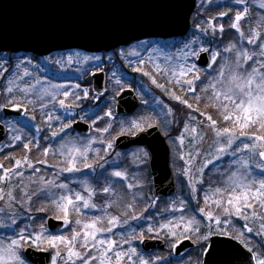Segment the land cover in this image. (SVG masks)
<instances>
[{
  "label": "rangeland",
  "instance_id": "obj_1",
  "mask_svg": "<svg viewBox=\"0 0 264 264\" xmlns=\"http://www.w3.org/2000/svg\"><path fill=\"white\" fill-rule=\"evenodd\" d=\"M210 3H212V0H198L197 6H202L204 8ZM246 3V0H243V3L238 5L243 6L244 9L247 7ZM250 3L254 9H259V11L256 9V15L258 24L262 27L264 25V9H261L259 5L264 3V0H250ZM233 4H237L236 0ZM202 7L201 10H203ZM242 14L244 15L242 20H244L248 15V9L247 13ZM241 21L239 22V25L241 24ZM212 25L213 23H210L208 26H205V28H203L205 31H202L200 26L193 29L194 31L191 29L190 38L186 43L195 41L193 47L197 49L204 47L209 49V51H217L212 50V44L209 40L211 39L210 34H212ZM248 38H250V36H244L242 38L243 42L246 41L247 43ZM258 43L259 41H256L253 44L247 43L248 46L245 48L241 43L236 44L231 42L225 46L223 45V49L230 44H235L237 48L242 47L251 53L255 50V46ZM138 44L139 42L134 43L133 46L124 50L126 54V58H123V60H125V66L128 64L131 68L128 75L124 74L114 62L115 59L121 58L120 52L117 53L115 57H112L113 63L109 65V83H106L107 93L104 97L98 96L93 92V87H91L92 79L90 77H87L86 87L84 88L82 85H79L77 81L55 83L44 79L43 76L39 74H41V72L50 71V66L55 65L57 70L52 73L57 74L59 77L73 78L82 73L87 76L90 70H98L101 66H106L107 62L110 63L108 57H105L104 60L97 61L94 59V57L97 56L81 55L78 59L73 57L72 63L62 66L61 63L56 64L53 62L56 59L35 62L32 57H29V55H0V121H3L8 129L7 142L0 146V153L6 147L14 146L27 138H35V140H39L42 136L44 138V135L45 139L49 137L51 142L61 138L57 142L56 147L50 146V148L47 149V152H51V155L56 153L61 155L62 150L67 152L73 145L80 148L82 151L85 146H88L90 149L87 153L88 159L93 155L97 156L104 152L107 155V160H104V163L100 168L97 167L82 171H89L88 173L92 174L97 170L107 169V175L112 180L111 187L115 191V195H107L106 203L103 202L101 205L97 204L95 195L92 198V202L97 205L96 208H81L80 213L70 209V215L76 214V217H69L73 223L66 224L69 229L67 230L68 233L65 235H51L47 231L44 223L45 221L43 220L45 214H47L45 211L49 210L50 213L53 214V217H60L61 214L56 208L55 201H57L61 195L69 194V190L71 193L79 192L83 194L85 198H88V193L85 189L89 185L93 187V184L87 177H85V173L82 171L71 173L69 174V180L63 182L59 177L58 180L53 175H50L47 179L39 177L37 171L32 175L33 173L30 174L28 172L29 169H24L22 164H20L18 169L15 164L14 168H12L13 172L9 173L11 178L8 181H5L4 173L7 171L2 169L0 171V188L4 190L5 194L11 191L12 194L16 196L17 203L14 207L9 208L7 198L5 200H0V209H3V211H0V224L10 225L0 226V256L4 255L2 249L7 248L12 240L18 239L19 234L23 231L25 235L32 233L33 236L42 233V240L44 241L45 248L51 251L53 257L56 255V251L47 245V237L64 236L71 239L74 233H83V225L90 223L97 217L102 218L104 221V223L98 225V227L111 230H106L97 234L96 250L87 252L81 247V240L79 238L73 241L74 247L72 249L81 254L98 257V259L92 260V264H101V260H110L112 264H116L115 252L117 251L125 254L121 257L122 264H140L142 260H148L149 264H201L200 259L193 251L189 252L183 258H177L172 254L173 244L184 239V222L181 221L182 216L185 221L192 217H195V219L199 221V233L189 232L187 235H191V240L194 243L198 242L200 246L204 242L202 239H198V237L200 234L207 233L209 227L213 230L219 229L220 231L227 232L232 230L237 232L234 226V218L241 220L243 225L247 224L248 227H251L253 231L250 232V234L254 235V237L256 236L259 239L264 237V232H262L261 235H257V232L261 230V225L264 224V219H262V217H264V209L260 208L259 202L255 199H252V203L256 215L252 214L253 209L244 208V211L240 216L235 215L234 210L232 215L226 216L223 211L224 207H228L226 203L220 207H217L212 203V199H218V196H213L207 204L205 203V193L211 195L213 189L223 187V182L228 179V176L237 171L238 164L236 161L238 156L246 157L247 153H238L237 156H233L231 154V149H229L227 154L221 155V158L217 160L214 155L216 150L214 141L216 140V137L213 129L210 127V122L206 120L205 115H201L199 111L194 110L193 108L189 109L185 105L180 104L177 100L171 98V94L176 95L173 86L178 87L183 94H195L188 92L187 83L184 82L190 77L182 78L174 74L179 72L181 65L187 67L195 63V58L187 57L181 59L180 50L184 49L185 44L182 43L181 38L168 41H149V46L147 48L140 47ZM157 47L162 51L153 50ZM133 50L138 52L139 55H130L129 53ZM184 51L190 52L191 48L184 49ZM220 52L221 57L219 58L218 63L225 57H232L235 49H233V53H225L223 50H220ZM165 56L170 57V59L166 60ZM85 57H89V59L85 61ZM29 60H31V64L27 63ZM37 65L39 67H36ZM157 66H159V68ZM61 67H63V69H61ZM215 67L216 65L211 64L207 69L198 67L200 70V80H198L195 85L196 91L198 87L201 90V94L207 95L208 98L212 99L213 104V89L209 85L213 83L215 75L213 69ZM3 69H7V71H4ZM136 69L140 70L137 71ZM25 70L28 71L29 75H24ZM145 73H148V75H145ZM153 80H155L156 83H153ZM176 80H181V82L176 83ZM117 81H119V83H117ZM127 82L135 87L138 96L143 100V105L140 106L139 110L133 117L128 119L117 118L114 111V98L117 92L127 85ZM172 84L173 86H171ZM77 85H79V88ZM118 85L121 88H117ZM158 85H164V88L158 87ZM8 88H12L11 93L7 91ZM204 88H207V91H204ZM25 89H27V91H24ZM165 89H167V91H165ZM85 91L88 93L87 96L84 95ZM64 92H68L70 95L65 97L63 95ZM92 92L93 94H91ZM70 99L75 101L76 104L78 103L79 106H72L73 103L69 104ZM11 101H15V103H11ZM61 101H63L67 107H61ZM12 105L25 107L27 109L25 117L20 120L2 119V108ZM100 108L104 109L106 114L109 111L112 113L111 117L106 116L109 119V123L102 126L108 128V132H104L103 130L100 131L99 128L96 127L99 124V118L94 116L97 111H100ZM168 109H172V115L167 114ZM38 116H40V121L37 120ZM49 117H51V119H49ZM77 117L90 121L92 131L89 135L81 136L78 134H72L70 132V127H63L71 125L72 121ZM142 118L150 119L153 125L160 123V129L163 135L166 136L168 145L171 149V168L174 177H177L176 182L179 188V194L170 198L168 203L161 204L159 208L160 214H155V218L148 216H130L128 218L118 217V224H108L107 220L114 216L111 214L107 205L110 203L113 207L124 202L127 203L130 200L129 194H132L129 191L130 189L127 188V185L130 183L135 185V177H139L140 187L146 190L147 169L145 165H147V159L145 160L143 158V149L134 148L124 154L123 152L114 151V146L112 149L107 148L108 142L113 143L114 137H111L112 133H119L118 135L134 134L138 132V130H135L132 127L133 122L143 123ZM221 120L222 122L219 123V126H227L222 117ZM115 127L117 130L114 131ZM185 127L188 128L187 132L184 131ZM245 131L249 137L264 135V129H259L257 127H251L245 129ZM54 133L56 135H53ZM17 135L22 137L21 141L13 139V137ZM181 136L184 138L183 144L180 143L179 138ZM242 139L245 143H259L258 141H251L248 138ZM101 141H104V143H101ZM62 145L65 146L63 149L61 148ZM63 157L64 159L66 158L65 156ZM208 159H211L213 162L208 164L207 167H203ZM258 160L259 157H256L250 161V174L257 180L264 178L261 169L256 167ZM127 161L128 163L131 161V170L135 173L137 172L134 176L129 174L126 168L121 164L122 162L125 163ZM201 168L203 169L202 172L199 171ZM26 171L28 173H25ZM113 171L124 172L127 179L112 177L111 173ZM201 179L203 180V183L200 182ZM84 180L88 181L87 185L83 183ZM119 180L123 181L122 187L119 182H117ZM46 181H55L56 184H67L68 188L61 189L54 187L48 185ZM116 182L118 184L116 186L117 188L114 186V183ZM204 183L209 185L204 186ZM193 186L196 191H193ZM142 190L141 192H143ZM34 192L36 193L35 195H33ZM24 193L29 194L31 204L32 202H35L38 203V207L39 204L42 206L38 212V216L32 218L31 222L35 223V225L23 222V220L28 222V219H26L25 216L28 217V214H30L29 206L31 205L24 197ZM96 193L103 194L100 189L96 190ZM41 194L43 195V199L40 198ZM34 197L35 200H33ZM20 205L23 211L24 208L26 210L23 215L22 213L17 212ZM155 206L156 205H154V207ZM173 207L176 208L175 211L172 210ZM181 207L184 208L183 212L179 210ZM201 208L204 209L205 213H212L213 219L211 221L208 220L204 213L199 211ZM12 213L15 214V224L12 223ZM244 217H247V219ZM217 218L221 220V225L219 226L215 222ZM77 219L81 221L80 225L75 224ZM169 222H171L173 227L161 230V226L169 224ZM176 224H180V227H175ZM196 226L197 225H193V227ZM149 229H151V231H149ZM169 231L177 232L178 239L173 240V238L168 235ZM245 231L248 232L246 228ZM214 232L217 233V231H212V233ZM141 233H143L144 238L151 235L155 238L165 240L167 242V250L161 253L155 252L150 255L143 253L139 244L140 239H138ZM101 239L106 241L114 240L116 241V245L105 253L104 249L108 246L107 244L100 245L98 241ZM170 241L172 242L170 243ZM57 248L61 253L60 257H57V264H81V261L76 257L68 259L67 254L69 249L66 244H60L58 242ZM89 248H91V244H89ZM132 248H135V254L131 252ZM161 257L164 259L159 260L158 258Z\"/></svg>",
  "mask_w": 264,
  "mask_h": 264
},
{
  "label": "snow or ice",
  "instance_id": "obj_2",
  "mask_svg": "<svg viewBox=\"0 0 264 264\" xmlns=\"http://www.w3.org/2000/svg\"><path fill=\"white\" fill-rule=\"evenodd\" d=\"M237 4L243 3V0H236ZM261 9H264V3L259 5ZM243 13H247V7L244 8ZM221 15H227V13H221ZM244 18L242 13H237L235 15V22L231 25L238 33H240L241 38L244 37V33L240 28L239 22ZM177 22H179L177 20ZM205 31L204 29H201ZM213 31L215 28L213 27ZM219 31L223 33L224 27L220 25ZM251 31V30H250ZM259 41L256 45V49L251 53L244 48H237L235 44H230L225 47L223 51L225 53H233V49L235 52L232 57H225L222 61L218 63L219 58L221 57L220 51H209V49L200 47L195 48L193 44L195 41L184 44V49L191 48L190 52L184 51V49L180 50L181 59L192 57L195 59H199L201 53H207L208 59L207 64L216 65L213 69L215 73L213 78V83L209 86L213 89V100L214 106L220 112V116L227 126L220 127L219 122L214 120L212 115L201 113V115H205L207 121L210 122V127L213 129L216 140L214 141L215 146V158L219 160L221 155L227 154L229 149H231V154L233 156H237L238 153H247V156H238L236 163L238 164V168L236 172L231 173L228 176V179L223 182V187H217L211 191V195L209 193H205V203L212 199L213 196H218V199H212V203L217 207H220L223 204H227L228 207H224L223 211L226 216L232 215L233 210L234 214L240 216L244 208L253 209V215H256L254 210V205L252 203V199H255L259 202V206L261 209H264V178L257 180L253 178L250 174L251 163L253 159L259 157L258 162L256 163V167L261 169L262 174H264V135L259 136H248L245 129L251 127H257L259 129H264V38H261L259 32H254L250 38L247 39L248 44H253L254 42ZM138 46L147 48L149 46V41H139ZM154 51H162L161 49L154 48ZM130 55H139L138 52L133 50L129 53ZM79 55V54H76ZM120 57L126 58V54L124 50H121ZM85 61L89 59V57L84 58ZM95 60L100 61L103 57L97 56L94 57ZM166 60H169L170 57L165 56ZM109 62L112 61V56L108 57ZM72 63L73 56H67L66 60L63 57L57 58L53 62L56 64H60L61 62ZM27 63L31 64V60L27 61ZM19 67V65H18ZM36 67H39L38 65ZM159 68V66H157ZM7 71V69H3ZM139 71L140 69H136ZM182 78H187V90L188 92L195 93L196 92V82L200 80V70L196 66L195 63L190 66H180V70L178 73H174ZM24 75H29L28 71L25 70ZM115 75V74H113ZM148 75V73H145ZM181 80H176V83H180ZM119 83V81H117ZM153 83H156L153 80ZM219 86V87H218ZM79 88V85H77ZM158 87L164 88V85H158ZM207 91V88L203 89ZM7 91L9 93L12 92V88H8ZM24 91H27L25 89ZM167 91V89H165ZM65 97L69 96L68 92H64ZM84 95L87 96V91L84 92ZM171 98L177 100L180 104L185 105L187 108L192 109L193 105L189 104L186 99L181 98L180 96H176L175 94H171ZM11 103H15V101H11ZM61 107H67L63 101L60 102ZM16 110H20L19 106H17ZM197 111L199 109H196ZM26 111V110H25ZM168 115H172V109H168ZM107 116L111 117L112 113L109 111ZM51 119V117H49ZM143 123L133 122L132 127L138 131H144L146 127H152L153 124L150 119L142 118ZM167 123V121H166ZM160 127L159 124L155 125ZM63 127H70V125H66ZM110 127V125H109ZM108 128H104V132H108ZM99 131V130H98ZM185 132L188 131V128L185 127ZM53 135H56L55 133ZM242 138H248L251 141H258V144L255 143H245ZM14 140L21 141V136H14ZM180 143L183 144L184 138L181 136ZM104 143V141H101ZM235 145V147H234ZM22 147L28 149V144H22ZM65 146L62 145L63 149ZM107 148L112 149L113 143L108 142ZM89 147L85 146L82 151L80 148L75 145L72 148L65 152L61 151V155L65 156L66 159L63 161L64 167L60 169L61 172H69L75 173L80 172L82 170L81 166L84 169H93V165L89 162L88 159V151ZM30 151V149H29ZM47 154V150L45 152ZM143 158L146 160L149 157L148 151H143ZM198 155V153H197ZM28 163L27 160L24 161ZM213 161L208 159L207 162L203 165V167H207L208 164H211ZM20 161H16V168L20 167ZM3 168V165H0V169ZM202 168L199 169L202 172ZM13 169H8L7 172L4 173L5 181H8L11 177L9 173H12ZM112 177L127 179V176L122 171H113L111 173ZM103 180L105 184L101 187L100 191L105 195H115L114 189L111 187L112 180L108 175L103 176ZM203 183V180L200 181ZM48 185H52L54 187H58L61 189H67V184H56L55 181H46ZM83 183L88 184L87 180H84ZM133 184H128L127 188H133ZM85 191L88 193V198L79 192L71 193L69 190V194L61 195L57 201H55L56 208L59 210L60 218L64 220L65 224L73 223L72 220L69 219L70 209L75 210L77 213H80V209H89L96 208L97 205L92 202V198L97 194L96 189L91 187L90 185L86 187ZM193 191H196L193 186ZM36 193L34 192L33 195ZM24 197L28 200V203L31 204V198L28 193H24ZM7 198L9 208L14 207L17 203V198L12 194L11 191L8 193H4V190L0 188V200H5ZM183 203V202H181ZM109 208L112 207V204L107 205ZM130 206V205H129ZM176 210L175 207L172 209ZM181 212L184 211V208L179 209ZM3 211V209H0ZM201 213H204L208 220L211 221L213 219V215L211 212L205 213L204 209H199ZM247 219V217H244ZM264 219V217H262ZM181 221L184 222V238L191 239V235H187L189 232L199 233V221L192 217L187 221L184 220V217H181ZM216 224L221 225V220L219 218L216 219ZM12 223L15 224V214L12 213ZM104 221L102 218L97 217L92 220L90 223H86L83 225V233L76 232L74 233L71 239H68L64 236H50L47 237V245L50 246L53 250L56 251V255L51 258V264H57V257H60L61 253L57 248V243L66 244L68 247V259L72 257H76L81 261V264H92V260L98 259L96 256H88L87 254H81L80 252L73 251V241L78 238L81 240V247H83L87 252H91L92 250H96L97 244V234L103 231H110L111 229H104L102 227H98V225L103 224ZM108 224L116 225L119 223L118 217H110L107 220ZM75 224L80 225L81 221L76 220ZM193 225H197L193 227ZM0 226H10V225H2ZM173 227L171 222L166 225L161 226V230L165 228ZM175 227H180V224H176ZM247 231L250 233L253 231L251 227H248L247 224L244 225ZM151 231V229H149ZM212 231H217L218 235L228 236L227 231H220L219 229L213 230L209 227V231L207 233L200 234L198 239H202L204 241L202 245V249L207 250L206 252L202 251V255H207L211 258V255L216 252V247L214 245L217 244L216 241H211V233ZM264 232V224L261 225V230L257 232V235H261ZM168 235H170L173 240L178 239V234L175 231H169ZM242 235V234H241ZM231 239H237V237H229ZM141 241L144 239L143 233L138 237ZM172 241H170L171 243ZM243 243V241H241ZM98 243L100 245L107 244V248L104 249V252L107 253L108 250L112 249L116 245V241L110 240H99ZM27 244L30 248H35L37 251H45V244L42 240V233L33 236L32 233L25 235L22 231L19 234V238L12 240L7 248H3L2 251L4 255L0 256V264H31L30 258L24 254V246ZM89 244H91V248H89ZM173 246H178L177 244H173ZM244 247L247 248L249 253H254V249L248 244H244ZM133 254L136 253L135 248L131 249ZM125 254L123 252H115L116 264H122L121 257ZM159 260H163L164 258H158ZM255 260V264H264V258H261V255L254 254L249 257V264H251L252 260ZM101 264H112L110 260H101ZM140 264H149L148 260H142ZM209 264H211V259L209 260ZM221 264H227L226 261H222Z\"/></svg>",
  "mask_w": 264,
  "mask_h": 264
},
{
  "label": "water",
  "instance_id": "obj_3",
  "mask_svg": "<svg viewBox=\"0 0 264 264\" xmlns=\"http://www.w3.org/2000/svg\"><path fill=\"white\" fill-rule=\"evenodd\" d=\"M197 0H0V53L25 52L39 56L56 50L81 49L89 52L109 51L133 41L148 38L169 39L185 36L191 28V17ZM177 20L179 22H177ZM190 38H181L186 43ZM157 40V39H156ZM145 41H153L145 40ZM2 55V54H1ZM24 56V55H23ZM207 53H201L196 63L208 67ZM94 90L106 94L103 74L94 76ZM140 105L133 90L122 91L117 96L115 111L120 116L131 115ZM3 109L4 117L20 118L26 109L19 106ZM72 128L80 134H89L91 126L76 121ZM7 129L0 124V145L5 141ZM143 146L150 156L149 167L154 194L170 196L175 192V182L169 165V147L158 127H150L133 135H119L114 139L117 150ZM47 228L58 233L65 228L62 220L49 217ZM216 252L205 255L204 264H249L251 254L242 250L241 262L230 258L235 254L229 249L232 240L213 236ZM173 246L175 257L183 256L194 247L190 239H183ZM142 249L151 253L166 249L162 239L144 238ZM24 254L31 264H49L50 252L27 247ZM251 264H255L254 260Z\"/></svg>",
  "mask_w": 264,
  "mask_h": 264
},
{
  "label": "trees",
  "instance_id": "obj_4",
  "mask_svg": "<svg viewBox=\"0 0 264 264\" xmlns=\"http://www.w3.org/2000/svg\"><path fill=\"white\" fill-rule=\"evenodd\" d=\"M220 1V2H219ZM235 0H212V3H210L209 5H207V7H202L203 10H201V7H198L195 9V12L193 13L192 16V26L191 29H196V27L200 26L202 29L205 28V26H208L210 23H213L212 27L215 28V31H213L212 29V34H210V42L212 44V50H223V47L228 44V43H236L239 44L241 43L245 48L248 46L246 41L243 42V39L241 38V36H239V33L231 27V25L235 22V15L239 12V13H243V6L238 5V4H233ZM246 5H247V9H248V15L247 17L241 21V30L243 31V33L245 34V37H251L252 34L254 32H259L261 38H263L264 36V25L262 27L259 26L258 24V20H257V11L256 9L258 8H253V6L250 3V0H246ZM259 11V9H258ZM221 13H227V15H221ZM220 25H223L224 27V31L223 33H221L219 31L220 29ZM251 30V31H250ZM194 31V30H193ZM243 42V43H242ZM224 45V46H223ZM255 50L256 46H255ZM170 86V84H169ZM173 86V84L171 85ZM173 89L175 90L176 95L181 96L182 98L186 99L188 101L189 104L193 105V109H199V113H205V114H209L212 115L214 120H217L219 123L222 122L221 120V116H220V112L218 111V109L214 106L213 101L211 98H208L207 95H203L201 94V90L197 87V91L195 92L194 95H186L185 93L183 94L180 89L178 87H174ZM198 92V95H197ZM72 104V106L74 105H78V103L76 104L75 101H69V104ZM79 106V105H78ZM100 111H97V113H95L94 117L99 118V124L98 126H96L97 128H99V130H103L106 124L109 123V119L108 117H106V111L104 109H99ZM215 114V115H214ZM99 116V117H98ZM40 116L37 117V120L40 121ZM127 119V118H125ZM160 124V123H159ZM113 127V126H112ZM117 130L116 127L114 128V131ZM113 131V132H114ZM72 132V131H70ZM119 134V133H118ZM115 133H112L111 137H115L116 135H118ZM61 139V138H60ZM60 139H56L54 142H51L49 140V137L45 139V135L44 138L43 136L40 137L39 140H35V138H31V139H25L22 142L14 145V146H10V147H6L1 153H0V165H3L2 169H12L14 168V165L16 164V161H20L23 166L24 169L28 170L29 169V173L34 175L35 171H37V174L39 175V177H44V178H49L50 175H53L56 179L66 182V180H69V172H61L60 169L63 168L65 165L63 163V161L66 159H64L63 156H61L60 154L56 153L51 155V152L47 154H45L46 150L50 148V146H54L56 147L57 142ZM7 142V141H6ZM50 142V143H49ZM54 143V145H53ZM22 144H28V149L22 147ZM30 149V151H29ZM54 151V150H51ZM116 151V150H114ZM124 154L127 153V151L123 152ZM27 160L28 163H25L24 161ZM104 160H107V155L106 153L102 152L100 155H93L91 157H89V162L93 165V168H97L104 163ZM123 167L126 168V170L128 171L129 174H132L133 176L137 173L133 172L131 170V161L128 163L127 162H122L121 163ZM147 185H146V190L140 187V179L139 177H135V185L131 191V189L129 190L132 194H129V201L127 203H121L118 206H113L111 208H109L111 214L114 217H123V218H128L130 216H138V217H153L155 218V214H160L159 213V208L160 205L163 203H168V199H160V200H156L154 194H153V190H152V185H151V179H150V174L147 168ZM82 170H85L82 166H81ZM81 170V171H82ZM140 171V168H139ZM27 171L25 173H28ZM83 173H85V177H87L90 182L93 184L92 186L96 189L99 190L101 189V187L105 184V181L103 180V176L107 175L108 170L107 169H103V170H97L95 173H88L85 171H82ZM63 176V177H62ZM84 176V175H83ZM82 176V177H83ZM93 176V177H92ZM59 177V178H58ZM119 182L120 186L122 187L123 181H117ZM114 183V186L116 187L118 184ZM119 186V187H120ZM120 187V188H121ZM117 188V187H116ZM140 188V189H139ZM143 189V190H142ZM141 190L143 192H141ZM42 194L40 195V198H42ZM35 200V197L34 199ZM95 200L97 202V204L101 205L103 202L106 203L107 197L104 196L103 194H99L97 193L95 196ZM40 203V202H39ZM130 205V206H129ZM154 205H156L154 207ZM20 208H18L17 212L25 214L26 210L24 208V211L21 207V205L19 206ZM42 206L38 207V203L32 202V204L29 206V211L30 214H28L29 217H35L38 216V212L40 211ZM47 209V208H45ZM47 214H45V216H52L53 214L50 213L49 210L45 211ZM142 214V216H141ZM111 215V216H112ZM155 215V216H154ZM44 216V217H45ZM57 218H60L58 216H55ZM69 217H76V214H71L69 215ZM61 219V218H60ZM23 222H25L27 224V221L23 220ZM34 224L35 223H31ZM36 227V226H35ZM67 230H69L68 228H66L64 230L63 235L67 234ZM147 237H154V236H147Z\"/></svg>",
  "mask_w": 264,
  "mask_h": 264
},
{
  "label": "flooded vegetation",
  "instance_id": "obj_5",
  "mask_svg": "<svg viewBox=\"0 0 264 264\" xmlns=\"http://www.w3.org/2000/svg\"><path fill=\"white\" fill-rule=\"evenodd\" d=\"M134 43H136V42H134ZM134 43H131V44L127 45V46L119 47L116 50H113V51H110V52L88 53V52L81 51V50H67V51H56V52H52L51 54H49L47 56H44V57H39L37 55H30L29 57H32V59L35 60V62H42L43 60H47V59L49 61H51L53 59H57V58H60V57H63L66 60L67 56H69V55H72L76 59H78L79 56L81 57V55L82 56H84V55H88V56H101V57H103L102 60H104L105 57H109V56L115 57L117 53L121 52V50H126L127 48L133 46ZM76 54H79V55H76ZM18 55L27 56L28 54L21 53V54H18ZM124 61L125 60H123L122 58H120V59L117 58V59L114 60L116 66H118L124 74L128 75V73L130 72V69L131 68H130V65H128V64L125 66V62ZM76 63H77V61H76ZM112 63H113V61H111L110 63L107 62V65L106 66L103 65L98 70L97 69L90 70L87 76L84 73H82V74H80V75H78L76 77H73V78L72 77L71 78L59 77V76H57V74L52 73V72H56L55 70H57L56 67H55V65H51L50 66V71H48V72H41V74H39V75H42L44 79L50 80V81L55 82V83H57V82L67 83L68 81L69 82L77 81L79 83V85H82L85 88L86 87V79H87V77H90L91 78L92 77V74H94V73L103 72L104 75H105L106 83H109V80H108V78H109V72H110L109 65L112 64ZM61 64H62V66L68 65V63H65L63 61L61 62ZM61 69H63V67H61ZM92 84H93V81L91 80V87H92ZM126 84L127 85L125 87H123V88H121L119 85L117 86V88H121V89L117 92L116 96L123 89H129V88L130 89H133L134 88V90L136 91L135 87L133 85H131L129 82H127ZM93 92L91 94H93ZM75 120H77V119H75ZM75 120H73V121H75ZM1 170L2 169H0V171ZM4 170H6V169H4ZM6 171H8V170H6ZM234 220H235L234 226H235V230L237 232H234L232 230H229L228 237H237V239H234V240H236L241 246L244 247V244L245 243L248 244V246H250V247H252L254 249L253 255L254 254L261 255V258H264V237L262 239H259L256 236L254 237V235H251L250 233H248V232L245 231V227H244V225H243V223H242L241 220H239L237 218H234ZM215 234H217V233L216 232L211 233V236L212 235H215ZM241 241H243V243ZM202 245L200 246L198 244V242H195V248L189 251V252H192V251L195 252L196 256L200 259V262L201 263H202V257H203L202 251H205V249H202Z\"/></svg>",
  "mask_w": 264,
  "mask_h": 264
}]
</instances>
